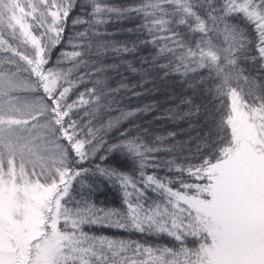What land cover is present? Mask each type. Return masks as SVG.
Masks as SVG:
<instances>
[{"label":"snow or ice","instance_id":"6c2138e0","mask_svg":"<svg viewBox=\"0 0 264 264\" xmlns=\"http://www.w3.org/2000/svg\"><path fill=\"white\" fill-rule=\"evenodd\" d=\"M133 18L144 39H110ZM148 44L191 93L171 117L203 121L193 155L120 131L151 105L121 108L140 93L107 73L147 75L122 57ZM0 264H264V0H0Z\"/></svg>","mask_w":264,"mask_h":264},{"label":"trees","instance_id":"16d2710c","mask_svg":"<svg viewBox=\"0 0 264 264\" xmlns=\"http://www.w3.org/2000/svg\"><path fill=\"white\" fill-rule=\"evenodd\" d=\"M110 3L116 6H128L133 3V0H110ZM139 23L137 18L132 20H124L118 23L109 25L107 31L115 33L110 39L116 41H136L138 39H144L143 36L138 33H129L125 29L135 28ZM82 29L77 28L76 31ZM68 35H72V31L68 32ZM67 47V46H66ZM67 50H71L67 48ZM155 53V46L148 44L141 46L135 54H123V59L132 63L134 68L148 70L147 75L141 71L132 72L126 66H121L118 72L110 71L107 73L110 78L108 83L111 88H116L119 84L123 83L129 87L135 86V91L140 93L139 95H132L131 92L121 89L118 93V98L123 97V103L121 108H145V106L151 105V107L144 112H138L133 120L132 124L125 122L121 126L120 131L124 128L138 127L141 132L146 130L147 139L150 141H156L157 137L164 138L163 144L160 147H168L178 142H187L184 144L185 151L181 153L184 156H190L195 153V149L199 140L197 137L203 134L205 130L203 127V121H197L193 119L188 120H176L171 117L168 109H175L177 105H181V101L186 95H191L188 92L187 87L183 85L181 78L175 74L169 72L165 75L166 70L160 68L158 65L151 64V57ZM58 55V53H54ZM120 57H114L111 54L105 59L106 63L119 64ZM147 61V62H146ZM166 61L161 59L159 64H164ZM83 91V89H81ZM199 103V101H197ZM183 107V105H181ZM187 111V108H184ZM99 126V121L96 122ZM192 125L190 127L189 125ZM175 132L176 137L169 136V133ZM119 136V132L115 129L105 134V140L109 143L116 142V137ZM191 149V151H188ZM102 151L97 154V157L93 159L92 163H99L103 165V161H100L98 157L104 155ZM159 158L168 159L171 158L170 154L159 153ZM84 167H91V164L85 162ZM151 171V169H149ZM158 175L164 176L168 174L163 167L158 170ZM95 200L101 207H120L122 200V193L118 187H111L109 185H102L101 189L96 193ZM98 234L115 235L121 237H127L131 239L140 240L143 239L139 234H129L115 229H94ZM158 242L167 243L168 240Z\"/></svg>","mask_w":264,"mask_h":264}]
</instances>
